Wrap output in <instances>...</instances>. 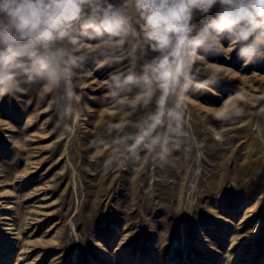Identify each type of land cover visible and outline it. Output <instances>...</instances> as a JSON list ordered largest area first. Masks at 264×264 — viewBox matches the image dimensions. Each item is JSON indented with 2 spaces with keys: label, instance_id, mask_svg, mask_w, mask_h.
<instances>
[{
  "label": "rangeland",
  "instance_id": "obj_1",
  "mask_svg": "<svg viewBox=\"0 0 264 264\" xmlns=\"http://www.w3.org/2000/svg\"><path fill=\"white\" fill-rule=\"evenodd\" d=\"M201 54L222 74L193 93L190 151L165 166L105 168L89 146L121 134L107 129L120 118L104 98L107 67L81 68L75 134L35 91L0 97V264H264V57ZM183 163L193 173L171 177Z\"/></svg>",
  "mask_w": 264,
  "mask_h": 264
},
{
  "label": "clouds",
  "instance_id": "obj_2",
  "mask_svg": "<svg viewBox=\"0 0 264 264\" xmlns=\"http://www.w3.org/2000/svg\"><path fill=\"white\" fill-rule=\"evenodd\" d=\"M204 48L226 57L235 51L245 64L264 57V0H0V97L35 91L57 126L75 134L78 89L88 86L79 83L81 68L91 61V77L107 67L104 98L120 117L107 129L121 134L89 146L105 168L165 166L175 152L190 151L193 93L211 91L222 74Z\"/></svg>",
  "mask_w": 264,
  "mask_h": 264
},
{
  "label": "bare ground",
  "instance_id": "obj_3",
  "mask_svg": "<svg viewBox=\"0 0 264 264\" xmlns=\"http://www.w3.org/2000/svg\"><path fill=\"white\" fill-rule=\"evenodd\" d=\"M193 166L188 164V163H183V164H179V165H174L172 166L171 168V173H170V176L171 177H175V178H179V179H182L183 176H182V173L183 171H186V170H190V175L193 173ZM213 175H215L214 173V166H213ZM168 183H170L169 180H167ZM207 189L213 191L214 190V186H207Z\"/></svg>",
  "mask_w": 264,
  "mask_h": 264
}]
</instances>
